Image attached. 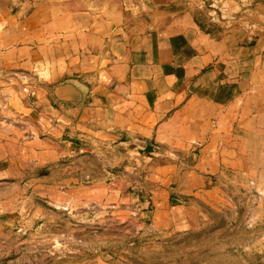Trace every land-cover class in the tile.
I'll use <instances>...</instances> for the list:
<instances>
[{
    "label": "crops",
    "instance_id": "0c3cea01",
    "mask_svg": "<svg viewBox=\"0 0 264 264\" xmlns=\"http://www.w3.org/2000/svg\"><path fill=\"white\" fill-rule=\"evenodd\" d=\"M250 38L189 12L134 19L119 0H0V187L59 167L72 139L78 192L126 201L137 184L153 231L197 229L199 203L264 199V36ZM98 167L121 170L99 185ZM5 197L1 221L18 211Z\"/></svg>",
    "mask_w": 264,
    "mask_h": 264
},
{
    "label": "rangeland",
    "instance_id": "374dc122",
    "mask_svg": "<svg viewBox=\"0 0 264 264\" xmlns=\"http://www.w3.org/2000/svg\"><path fill=\"white\" fill-rule=\"evenodd\" d=\"M119 1L134 19L151 20L160 11L189 12L216 35L239 28L250 39L264 36V0ZM67 148L70 153L59 167L28 169L21 183L10 180L0 187L7 195L5 210L18 209L0 220V264H264V199L256 198L257 191L251 200L236 199V207L234 199L221 209L199 203L197 229L153 231L149 212L138 214L144 193L137 184L120 190V197L129 196L126 201L96 204L89 192L79 193L90 178L79 176L84 173L78 166V144L71 139ZM98 168L103 171L99 185H109L121 170ZM135 173L143 175L140 168ZM48 178L50 182L42 181ZM43 185L49 190L44 192Z\"/></svg>",
    "mask_w": 264,
    "mask_h": 264
},
{
    "label": "water",
    "instance_id": "95a60500",
    "mask_svg": "<svg viewBox=\"0 0 264 264\" xmlns=\"http://www.w3.org/2000/svg\"><path fill=\"white\" fill-rule=\"evenodd\" d=\"M138 152L139 154L150 156L151 155L150 153L152 152V147L148 145L144 149L139 150Z\"/></svg>",
    "mask_w": 264,
    "mask_h": 264
},
{
    "label": "built area",
    "instance_id": "2783aa9c",
    "mask_svg": "<svg viewBox=\"0 0 264 264\" xmlns=\"http://www.w3.org/2000/svg\"><path fill=\"white\" fill-rule=\"evenodd\" d=\"M24 77V76H23Z\"/></svg>",
    "mask_w": 264,
    "mask_h": 264
}]
</instances>
